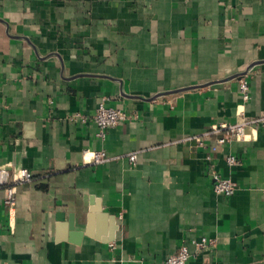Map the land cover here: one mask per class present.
Returning a JSON list of instances; mask_svg holds the SVG:
<instances>
[{
	"label": "crops",
	"instance_id": "1",
	"mask_svg": "<svg viewBox=\"0 0 264 264\" xmlns=\"http://www.w3.org/2000/svg\"><path fill=\"white\" fill-rule=\"evenodd\" d=\"M101 104L131 116L103 139L74 119ZM243 115L264 116V0H0V168L38 177L13 209L0 191V264H264V128L212 133Z\"/></svg>",
	"mask_w": 264,
	"mask_h": 264
},
{
	"label": "built area",
	"instance_id": "2",
	"mask_svg": "<svg viewBox=\"0 0 264 264\" xmlns=\"http://www.w3.org/2000/svg\"><path fill=\"white\" fill-rule=\"evenodd\" d=\"M239 90L242 94L244 102L250 100V76L248 73L241 74L237 77ZM130 115L122 110L116 108H108L101 104L96 114L91 117H83L77 114L74 119L82 120L83 123L92 121L98 128V136L105 138L106 130L118 126L130 119ZM242 122L231 125H220L213 128L212 133L224 135L219 138L220 144L229 143L233 139L241 140L244 138L245 130L247 128L261 129L264 128V116L248 120L244 115ZM129 160L135 163L137 160L136 154H131ZM108 161V156L105 152L99 151L93 153L92 162L95 165H103ZM227 163L230 166H242V162L235 156H228ZM38 179L31 171L25 168H0V191L4 192V205L13 209L17 204V190L18 187L34 182ZM214 191L216 194L223 196H233L238 191V185L231 178L221 177L216 172L213 173ZM192 244L196 247L197 252H203L212 247L215 242L208 238H202L200 241H194ZM191 257V253L187 244L181 246L178 252L167 258L161 264H187Z\"/></svg>",
	"mask_w": 264,
	"mask_h": 264
}]
</instances>
